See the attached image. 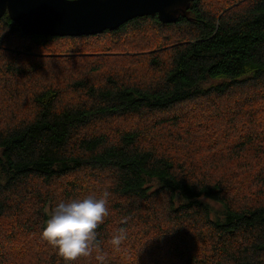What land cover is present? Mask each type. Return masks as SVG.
Instances as JSON below:
<instances>
[{
	"label": "trees",
	"instance_id": "obj_1",
	"mask_svg": "<svg viewBox=\"0 0 264 264\" xmlns=\"http://www.w3.org/2000/svg\"><path fill=\"white\" fill-rule=\"evenodd\" d=\"M209 2L173 23L142 16L80 37L24 36L0 18V264H264V0ZM146 23L174 34L133 60L75 58L76 68L42 51ZM210 96L225 128L244 127L227 146L189 131ZM219 153L229 157L216 167ZM105 192L98 248L63 260L41 238L50 212Z\"/></svg>",
	"mask_w": 264,
	"mask_h": 264
},
{
	"label": "water",
	"instance_id": "obj_2",
	"mask_svg": "<svg viewBox=\"0 0 264 264\" xmlns=\"http://www.w3.org/2000/svg\"><path fill=\"white\" fill-rule=\"evenodd\" d=\"M194 0H0L5 14L24 36H90L127 21L155 15L161 23L186 17Z\"/></svg>",
	"mask_w": 264,
	"mask_h": 264
},
{
	"label": "rangeland",
	"instance_id": "obj_3",
	"mask_svg": "<svg viewBox=\"0 0 264 264\" xmlns=\"http://www.w3.org/2000/svg\"><path fill=\"white\" fill-rule=\"evenodd\" d=\"M211 1L212 2H209L210 6H212V3H214L213 5H216V2L218 0H211ZM226 1L228 0H222V6ZM158 32L159 29L155 28V25H153L152 23H146L143 25L142 28L137 29V31H132L131 28L120 35H106L104 37L92 39V40L77 39L74 42L69 41L68 39H57L54 42H52L50 45H48V47L42 48V51L47 53L46 55L48 56L52 55L53 57H57V58L70 59L68 61H63V60H59V61L60 64L64 66L73 65L76 68H79L82 64L73 61L75 60V58H80L78 59L80 61L83 60L85 57H91L92 59H95L96 57L105 54L106 55L116 54L120 56L128 54L129 56H131V60H133V57L137 53L145 52L144 48L141 47V45H144L142 43L148 42L147 45L148 46L151 45L149 46L151 50H158L156 48L157 45L159 43H162L164 38L170 37L174 34L173 30L170 29L167 30L165 34L163 33L161 37H159ZM17 42L20 46L25 44L19 42L18 39L13 41L14 44H17ZM89 49H92L93 52H85ZM118 59L119 57H117L116 61H118ZM210 82H208L205 85L206 86L209 85ZM217 102H221V99L212 98L211 96L207 98V100H205L201 105L207 114L203 113L198 115L196 117L197 127L194 129L193 128L189 129V131H192L191 133H193L194 136L200 138L201 141L207 140L208 145L210 143H212L211 146L216 145L215 148L219 147L217 146V143L220 145L227 146L232 142V140L234 141L238 137V135L245 134L244 127L235 129V128H231V126H226L225 128L223 124L224 120H222L220 115L215 111ZM182 108L187 109L188 107L183 106ZM187 110L189 111V113H193L192 108H188ZM257 121L260 123V127L264 128V119L261 116L257 117ZM242 123L245 124V121L242 120L239 124ZM253 129L254 128H252V130ZM227 133H231L232 135L231 139L228 141L225 138L227 136ZM217 156L219 157H216L214 159L215 161L213 160L214 163L213 166H216L219 163L225 164L227 162V157H229L225 153L223 156L222 153H219ZM218 170H220V167H218ZM208 203L212 209L213 215L220 214V205L218 203H215L211 200H208ZM24 238H26L25 240H27L30 237H24Z\"/></svg>",
	"mask_w": 264,
	"mask_h": 264
},
{
	"label": "clouds",
	"instance_id": "obj_4",
	"mask_svg": "<svg viewBox=\"0 0 264 264\" xmlns=\"http://www.w3.org/2000/svg\"><path fill=\"white\" fill-rule=\"evenodd\" d=\"M74 2L67 0V3ZM107 195L105 192L100 198L87 196L57 203L44 222L41 238L67 262L92 255L100 243L96 229L107 215ZM124 239L121 231L112 236L110 243L119 247ZM95 259L103 264V255H96Z\"/></svg>",
	"mask_w": 264,
	"mask_h": 264
}]
</instances>
